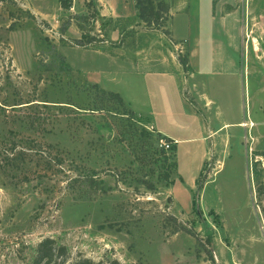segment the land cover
<instances>
[{"label":"rangeland","instance_id":"1","mask_svg":"<svg viewBox=\"0 0 264 264\" xmlns=\"http://www.w3.org/2000/svg\"><path fill=\"white\" fill-rule=\"evenodd\" d=\"M171 1L177 51L168 21L167 39L96 0L0 1V137L32 134L63 157L0 168V264H29L44 237L103 264H264V0ZM151 50L206 71L186 86L134 56ZM102 85L135 90L159 127L194 140L166 149ZM32 99L55 115L42 135L16 104Z\"/></svg>","mask_w":264,"mask_h":264},{"label":"trees","instance_id":"2","mask_svg":"<svg viewBox=\"0 0 264 264\" xmlns=\"http://www.w3.org/2000/svg\"><path fill=\"white\" fill-rule=\"evenodd\" d=\"M1 1V0H0ZM136 9L138 18L145 23L147 27L161 30L164 34L167 31L162 27L169 17V9L162 0H136ZM179 62L184 71L189 69L188 60L184 57H179ZM96 85V84H95ZM104 91L103 89H101ZM108 94L117 97L118 101L124 102L122 97L116 92H107ZM37 99L28 100L25 102H18L16 104H23L28 108L34 110L27 111L23 114V120L34 128L37 134H44L49 129L44 128V125L54 114L39 111V105L46 107V104H38ZM42 132H41V131ZM167 142L172 140L166 136H162ZM174 151L175 145L172 143ZM53 145L39 140L32 134H24L21 132L9 130L4 137H0V168L3 170L16 169L23 171L30 163L40 165L41 162L45 165L43 170L52 171L53 168L60 166L63 162V157L59 153L53 152ZM40 175V174H39ZM24 179H28L24 176ZM163 179L169 180V175L164 174ZM171 183V180H170ZM97 189L103 191V187L99 186ZM29 264H103L101 261H95L92 258L77 255L70 257L67 248L63 244L57 243L52 237H44L35 247V252ZM112 264H119L114 259Z\"/></svg>","mask_w":264,"mask_h":264},{"label":"crops","instance_id":"3","mask_svg":"<svg viewBox=\"0 0 264 264\" xmlns=\"http://www.w3.org/2000/svg\"><path fill=\"white\" fill-rule=\"evenodd\" d=\"M96 1H97L96 2L97 8H98L100 15L102 17L111 18L113 20L120 19L124 22H130V20H134L136 23L140 20L137 16V9H136V5H135L136 0H96ZM162 1L167 4L168 9H169V17L166 21H168L169 31H170L172 38L174 40H176V42H177L175 45V50L177 51V49H178L177 47H178V45H180L179 40L184 39V38H182V36L181 37H175L173 35L172 30H171L172 1L171 0H162ZM211 1L212 0H209L210 7H211ZM128 24H130V23H128ZM162 28L164 29V27H162ZM153 30L156 31L155 34H159V35L161 34V35L165 36L161 30H157V29H153ZM123 46H125V45H123ZM139 47H143V46L142 45L133 46V48H132L133 53L137 52V49ZM124 48H128V46H125ZM150 48L152 49L153 47H150ZM140 49H142V48H140ZM152 50L150 51L151 52L150 56H145L144 58L139 56V55H136V54H134V56L136 58H141V59H144L145 61H149V63L154 62L156 64H159L160 66H162V68L158 69L157 70L158 72L165 74V73H171V71H172V72L176 73L177 75L183 77L186 86H187L189 79H194L197 75H200L204 71H206L205 70L206 64L203 65V64L198 63L196 61H193L191 59L188 61L189 69L187 71H184L182 65L180 64V62L176 58L175 52H174V55H175L174 59L168 60V63H167V62H165L166 60L164 57L165 56L164 50H163V52L161 50L160 51L155 50L154 53ZM225 64L230 66L231 61L225 62ZM102 87H104V86L102 85ZM104 88H106V87H104ZM196 88H197V85L194 83V84H192V86L190 88V89H192L191 91L188 87L184 89L183 95H184V98L186 99V101H189V99H192L196 102V97L194 96L195 94L193 93L194 89H196ZM106 89L118 93L122 97L124 103L128 106V108L134 114H136L139 117H142L145 120V122L147 123V125L150 126L151 128H153L157 133L161 134L162 136H166V137L170 138L172 140V143L175 145V151L178 148H180V146L182 144L191 143L190 141L194 140L193 138L187 137V136L186 137L185 136L184 137H177V136L173 135L172 133H169L168 131L163 130L161 127H159V125H157L155 119L154 120L151 119V117L154 116V113L151 110H146L147 106H145L144 102L142 100H140L138 95L135 93V90L132 91L131 95H129V94H124L120 91L113 90L109 87H107ZM189 103H190V101H189ZM223 124H224V126H228L229 124H232V123L224 122ZM242 125L245 126L246 124H242ZM199 138H202V136H199L198 139ZM194 147H197V146H193V148ZM201 166H202V162H200V164L198 165V169L192 175L191 179L193 182L196 181L197 175L201 169ZM192 185H193L192 187H194L195 183Z\"/></svg>","mask_w":264,"mask_h":264},{"label":"built area","instance_id":"4","mask_svg":"<svg viewBox=\"0 0 264 264\" xmlns=\"http://www.w3.org/2000/svg\"><path fill=\"white\" fill-rule=\"evenodd\" d=\"M72 1H76V0H72ZM161 143H162V145H164V147H165L166 149H169L170 146H171L170 142H167V141L164 140V139H161Z\"/></svg>","mask_w":264,"mask_h":264}]
</instances>
